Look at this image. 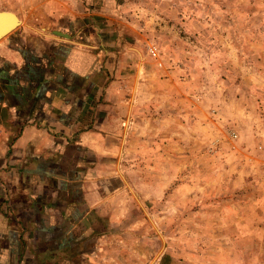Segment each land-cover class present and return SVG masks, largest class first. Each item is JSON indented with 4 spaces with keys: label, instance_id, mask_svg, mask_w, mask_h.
<instances>
[{
    "label": "crops",
    "instance_id": "0c3cea01",
    "mask_svg": "<svg viewBox=\"0 0 264 264\" xmlns=\"http://www.w3.org/2000/svg\"><path fill=\"white\" fill-rule=\"evenodd\" d=\"M54 11L0 40V264H161L158 234L148 257L145 247L143 172L160 169L145 148L157 105L145 97V55L105 13Z\"/></svg>",
    "mask_w": 264,
    "mask_h": 264
},
{
    "label": "rangeland",
    "instance_id": "374dc122",
    "mask_svg": "<svg viewBox=\"0 0 264 264\" xmlns=\"http://www.w3.org/2000/svg\"><path fill=\"white\" fill-rule=\"evenodd\" d=\"M62 2L82 20L105 13L145 55V97L157 104L145 148L160 163L157 178L143 172L146 257L158 234L161 264H264V0H0V10L22 19L14 33L46 25Z\"/></svg>",
    "mask_w": 264,
    "mask_h": 264
},
{
    "label": "water",
    "instance_id": "95a60500",
    "mask_svg": "<svg viewBox=\"0 0 264 264\" xmlns=\"http://www.w3.org/2000/svg\"><path fill=\"white\" fill-rule=\"evenodd\" d=\"M0 15H8L12 19V23L1 26L0 24V40L9 36L20 24L21 20L16 13L11 11L0 10Z\"/></svg>",
    "mask_w": 264,
    "mask_h": 264
},
{
    "label": "bare ground",
    "instance_id": "6f19581e",
    "mask_svg": "<svg viewBox=\"0 0 264 264\" xmlns=\"http://www.w3.org/2000/svg\"><path fill=\"white\" fill-rule=\"evenodd\" d=\"M10 23H12V19H11L10 16H8V15H0V24H1V26L6 25V24H10ZM21 24H22V20H21Z\"/></svg>",
    "mask_w": 264,
    "mask_h": 264
}]
</instances>
